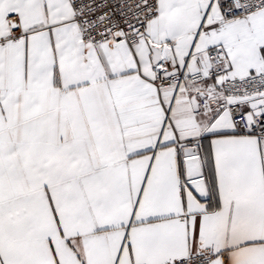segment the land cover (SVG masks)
<instances>
[{"label": "snow or ice", "instance_id": "obj_1", "mask_svg": "<svg viewBox=\"0 0 264 264\" xmlns=\"http://www.w3.org/2000/svg\"><path fill=\"white\" fill-rule=\"evenodd\" d=\"M0 264H264V0H0Z\"/></svg>", "mask_w": 264, "mask_h": 264}]
</instances>
